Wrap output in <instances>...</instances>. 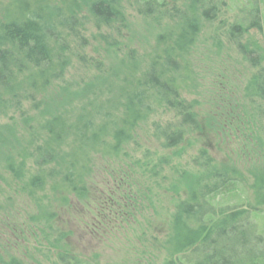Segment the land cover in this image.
<instances>
[{"label":"trees","instance_id":"1","mask_svg":"<svg viewBox=\"0 0 264 264\" xmlns=\"http://www.w3.org/2000/svg\"><path fill=\"white\" fill-rule=\"evenodd\" d=\"M179 1L0 0L5 184L34 208L27 224L37 228L45 251L54 250L52 264H86L68 241L71 230L58 224L56 210L69 212L72 203L95 199L91 184L102 171L116 185L108 190L109 199L118 198L111 205L106 198L96 205L99 222L94 226L136 211L141 193L127 184L134 178L133 167L121 163L126 160L122 153L136 145L141 126L158 114L179 117L174 126L154 125L152 138L162 140L163 149L178 146L186 130L196 129L195 103L182 94L194 82L195 50L204 27L217 20L219 5L215 0ZM128 9L158 30L148 53L128 45ZM247 19V27L232 22L224 40L244 63L257 68L264 50L246 35L261 30L259 11L252 8ZM90 49L96 58L88 55ZM74 69L77 80L70 73ZM243 97L264 100L263 69L248 78ZM104 161L113 166L111 172L100 165ZM209 161L175 206L164 243L167 263L189 253L192 264H264V234L252 222V215L264 208V166L248 172L251 205L223 207L217 196L234 191L246 177L236 167L210 168ZM124 185L128 189L120 191ZM3 246L0 252L7 255ZM7 258H0V264H24Z\"/></svg>","mask_w":264,"mask_h":264},{"label":"rangeland","instance_id":"2","mask_svg":"<svg viewBox=\"0 0 264 264\" xmlns=\"http://www.w3.org/2000/svg\"><path fill=\"white\" fill-rule=\"evenodd\" d=\"M181 2L176 4L181 5ZM213 3L219 5L218 18L204 27L193 58L194 82L182 94L188 103H195L196 129L184 130L181 144L163 149L162 140L152 138L154 125L174 126L179 117L174 112L158 114L140 127L136 145L122 153L126 160L121 164L132 165L134 173L127 184L137 189L134 192L141 193L137 194L136 211L127 219L106 218L94 226L99 222L95 217L96 205L105 198L111 200V205L118 198L116 194L113 200L109 199L108 190L116 185L103 171L91 184L96 191L95 199L86 204L74 202L69 212L56 210L58 224L71 230L68 241L86 264H168L164 243L171 216L178 201L185 196L187 184L207 170L204 164L209 160L210 168L232 166L246 177V182L234 191L218 195L217 204L223 207L251 205L248 172L264 166V100L244 99L243 88L253 73L264 70V60L259 67H250L224 39L232 22L247 27L248 13L255 8L261 18V30L251 29L246 37L264 50V0H215ZM126 17L132 26L128 35L132 40L131 44L125 43L140 54L148 53L158 30L152 29L150 20L144 23L146 18L135 15L132 9L127 10ZM88 55L96 58L92 49ZM75 72L74 69L70 73L77 80ZM5 155L6 151L0 150V246L4 245L7 251V255L1 251L0 258L7 262L10 255L24 264H52L54 250L50 254L45 251L47 244L39 241L37 228L27 224V217L35 212L34 208L29 201L15 195L11 191L14 188L6 187L5 181L9 180L3 168ZM161 160L163 164L158 166ZM109 164L108 161L100 163L107 173L113 169ZM126 187L124 185L120 191ZM142 194L145 197L142 198ZM109 211H115V207ZM252 222L257 231L264 234V208L252 215ZM188 254L185 258L179 256L174 264H192L193 258Z\"/></svg>","mask_w":264,"mask_h":264}]
</instances>
